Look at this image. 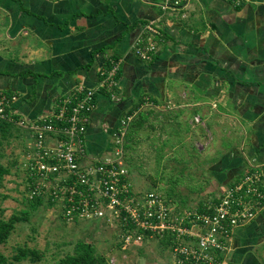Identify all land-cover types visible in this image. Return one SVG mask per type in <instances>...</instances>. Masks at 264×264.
Wrapping results in <instances>:
<instances>
[{
    "label": "crops",
    "instance_id": "1",
    "mask_svg": "<svg viewBox=\"0 0 264 264\" xmlns=\"http://www.w3.org/2000/svg\"><path fill=\"white\" fill-rule=\"evenodd\" d=\"M239 2L189 0L172 11L147 0H0V89L19 95L15 119L28 123L77 86H98L118 61L116 89L96 93L88 153L111 149L135 110L125 137L130 177L134 154L155 153L158 167L184 157L187 166L199 143L201 170L220 192L248 159L264 162V0ZM150 39L159 51L146 60L135 45ZM183 195L167 196L182 207L205 200ZM231 244L228 264H264V208Z\"/></svg>",
    "mask_w": 264,
    "mask_h": 264
},
{
    "label": "built area",
    "instance_id": "2",
    "mask_svg": "<svg viewBox=\"0 0 264 264\" xmlns=\"http://www.w3.org/2000/svg\"><path fill=\"white\" fill-rule=\"evenodd\" d=\"M147 1L172 11L189 3ZM135 51L141 58L151 60L159 51L158 40H139ZM118 67L115 61L98 86H77L50 112L28 123L14 118L12 108L19 95L0 89V116L27 124L31 131L27 153L33 179L31 195L50 187L46 179L52 177V194L61 202L67 220L103 218L118 223L117 233L125 245L164 237L171 248L172 264H228L236 228L254 220L264 208V162L248 159L242 174L219 196L197 206H179L157 189L136 190L125 152V137L134 113L122 119L111 149L91 154L85 145L96 93L101 88L113 91ZM195 119L199 121L200 117ZM39 175L44 182H36Z\"/></svg>",
    "mask_w": 264,
    "mask_h": 264
},
{
    "label": "rangeland",
    "instance_id": "3",
    "mask_svg": "<svg viewBox=\"0 0 264 264\" xmlns=\"http://www.w3.org/2000/svg\"><path fill=\"white\" fill-rule=\"evenodd\" d=\"M24 128L28 134L27 141L22 139L24 129L21 136L16 134L0 144V161L11 166V172L5 174L0 187V218H8L13 213L23 214V210L28 216L16 222L7 240L0 244L1 251L12 256L19 246L27 245L40 250L42 257L35 260L24 258L16 264H55L60 257L73 251L79 239H84L95 244L98 252L107 258L108 264H172L170 245L161 238L152 237L140 244L125 245L117 233L118 223H110L103 218L67 220L63 216L61 202L52 194L51 185L55 182L52 177L46 179L50 181V187L43 188L42 202L36 206L30 204V200L34 199L31 195L33 179L27 167L31 132ZM136 144L135 140H130L129 149H134ZM200 146L199 143L193 144L190 154L192 163L188 160L187 166H183L184 157H180V161L172 159L179 164L177 167L164 157L160 158L163 166L160 164L158 167L159 158L155 153L129 157L127 161L137 165L131 170L136 190L156 188L166 196L175 192L184 196L187 192V195L193 196L192 200H208L215 194L219 196L223 190L219 192V188L209 181V175L201 170L204 148ZM40 177H35L37 183L44 182ZM231 182L225 184L224 188Z\"/></svg>",
    "mask_w": 264,
    "mask_h": 264
},
{
    "label": "trees",
    "instance_id": "4",
    "mask_svg": "<svg viewBox=\"0 0 264 264\" xmlns=\"http://www.w3.org/2000/svg\"><path fill=\"white\" fill-rule=\"evenodd\" d=\"M230 1L236 5L240 4L241 2L240 1L239 3H237V0H230ZM240 5L237 6L239 7ZM118 70L115 74L116 79L118 78V72H119ZM102 89L104 90V88ZM114 89H116V85L113 86V90ZM9 108H10L9 106L6 107L7 110H9ZM134 111L135 110H132L130 112L132 113ZM135 116L136 115H134L132 122L130 123L127 136L129 134L130 129L133 130L136 126L137 119H134ZM15 117L17 116L14 115V118ZM142 122L143 121H141L140 123ZM24 129L26 131V128L19 126L13 119L0 116V144L3 143V140L9 139L16 134L21 136L20 133H24L25 132V131L23 132ZM125 147H127V142L125 143ZM10 172H11V166L0 161V187L3 185L5 174ZM42 200L43 199L41 197V194H37L34 196L33 200H30V204L36 206L37 204L41 203ZM22 212L23 214L13 213L8 218H0V244L7 240L13 228L15 227L16 222L28 217L26 214L27 212L25 210H23ZM160 238L162 239V241L168 242L166 238L164 237H160ZM17 250L18 251L14 253L12 256L6 255L3 251L0 250V264H16L18 261L24 258H30L32 260H35V259H40L42 257V252L35 247L21 245L18 247ZM55 264H108V260L103 254L98 252L95 244L84 239H79L75 243L73 247V251L68 252L62 257H60Z\"/></svg>",
    "mask_w": 264,
    "mask_h": 264
}]
</instances>
